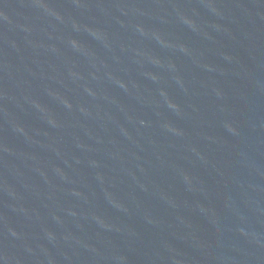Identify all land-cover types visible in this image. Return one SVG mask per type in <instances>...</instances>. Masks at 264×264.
<instances>
[{
	"label": "water",
	"instance_id": "water-1",
	"mask_svg": "<svg viewBox=\"0 0 264 264\" xmlns=\"http://www.w3.org/2000/svg\"><path fill=\"white\" fill-rule=\"evenodd\" d=\"M0 118L176 264H264V0H0Z\"/></svg>",
	"mask_w": 264,
	"mask_h": 264
}]
</instances>
